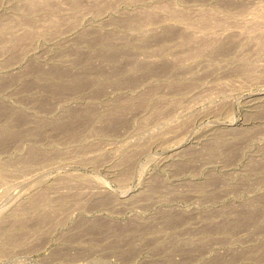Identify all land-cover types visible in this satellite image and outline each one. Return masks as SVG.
<instances>
[{
    "label": "rangeland",
    "instance_id": "rangeland-1",
    "mask_svg": "<svg viewBox=\"0 0 264 264\" xmlns=\"http://www.w3.org/2000/svg\"><path fill=\"white\" fill-rule=\"evenodd\" d=\"M0 264H264V0H0Z\"/></svg>",
    "mask_w": 264,
    "mask_h": 264
}]
</instances>
